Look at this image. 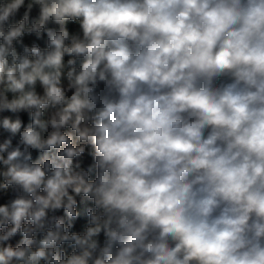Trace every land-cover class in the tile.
I'll list each match as a JSON object with an SVG mask.
<instances>
[{"label": "clouds", "instance_id": "obj_1", "mask_svg": "<svg viewBox=\"0 0 264 264\" xmlns=\"http://www.w3.org/2000/svg\"><path fill=\"white\" fill-rule=\"evenodd\" d=\"M0 264H264V0H0Z\"/></svg>", "mask_w": 264, "mask_h": 264}]
</instances>
